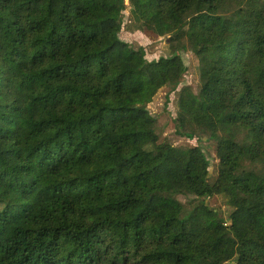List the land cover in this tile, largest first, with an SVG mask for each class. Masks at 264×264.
Instances as JSON below:
<instances>
[{"label": "trees", "instance_id": "obj_1", "mask_svg": "<svg viewBox=\"0 0 264 264\" xmlns=\"http://www.w3.org/2000/svg\"><path fill=\"white\" fill-rule=\"evenodd\" d=\"M128 3L168 55L120 39L123 0H0V264H264V0ZM187 51L174 132L212 181L147 108Z\"/></svg>", "mask_w": 264, "mask_h": 264}, {"label": "rangeland", "instance_id": "obj_2", "mask_svg": "<svg viewBox=\"0 0 264 264\" xmlns=\"http://www.w3.org/2000/svg\"><path fill=\"white\" fill-rule=\"evenodd\" d=\"M125 8L122 10V27L119 33L121 40L129 43L133 48L143 47L145 58L147 61L155 60L160 56H166L169 53V42L167 36H157L146 31L142 25L133 24L129 14L128 0H123ZM183 59L186 65V71L182 75L181 82L176 91L168 95V102H165L167 88L160 89L153 97L152 101L147 105L148 110L156 118L157 132L160 140H165L174 146H192L199 143L205 155L209 160V178L212 181L216 175L217 158L215 155V144L213 141H201L199 139H187L179 136L174 132V117L178 109V94L183 89H190L193 92H198L199 77H198V62L197 58L191 53L183 54ZM178 199L185 203L188 198L182 195ZM208 206L219 209L226 216L227 205L220 196H210L205 199ZM190 206L186 207L189 211ZM223 264H232L226 262Z\"/></svg>", "mask_w": 264, "mask_h": 264}]
</instances>
